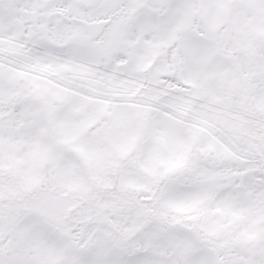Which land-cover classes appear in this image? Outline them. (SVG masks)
I'll use <instances>...</instances> for the list:
<instances>
[{
    "label": "snow or ice",
    "instance_id": "1",
    "mask_svg": "<svg viewBox=\"0 0 264 264\" xmlns=\"http://www.w3.org/2000/svg\"><path fill=\"white\" fill-rule=\"evenodd\" d=\"M0 264H264V0H0Z\"/></svg>",
    "mask_w": 264,
    "mask_h": 264
}]
</instances>
